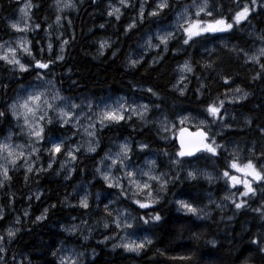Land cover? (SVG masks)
I'll use <instances>...</instances> for the list:
<instances>
[{"label": "trees", "instance_id": "obj_1", "mask_svg": "<svg viewBox=\"0 0 264 264\" xmlns=\"http://www.w3.org/2000/svg\"><path fill=\"white\" fill-rule=\"evenodd\" d=\"M111 1L75 0L74 7L63 11L57 21L53 0H30L33 27L28 36L32 55L25 56L27 61L34 64L33 57L42 62L54 61L46 70L69 97L135 96L149 101L153 109L158 106L170 116L186 110L206 114L204 109L208 103L222 99L231 89L243 88L249 92L244 101L224 104V111L228 109L231 113L224 127L229 123L233 125L230 128L228 125L226 136L245 146L242 152L245 155L250 152L247 157L256 165H264L261 156L264 154V132L261 131L264 129V69L261 67L264 57L255 64L246 61L241 54V50L249 48L253 41L264 45V9L250 11L245 20L234 24L227 32L205 34L188 45L183 44V35L176 33L169 40L167 50L161 45L140 52L142 55H136L140 62L131 67L128 61L132 59L131 54L139 52L144 34L153 26L169 21L180 1L167 0L168 7L156 16H148L146 11L142 17L138 14L135 27L127 31L130 15L135 16L134 12L125 8L119 19L109 16ZM210 1L213 17H223L227 21L245 1L251 6V0ZM18 8L17 0H0V42L12 35L8 19ZM63 41L67 43L61 49ZM102 41H107L108 46L101 53ZM59 49L63 51L60 54ZM57 55H62L63 59L57 60ZM185 61L192 66L193 72L186 73L181 95L176 82L178 66ZM34 73V70L20 72L0 61V112L5 113L0 117V136L14 125L8 111L10 97L20 84L30 82ZM224 78H230L227 85ZM149 88L155 95L147 91ZM131 124L121 121L98 128L96 150L77 151L69 177L65 165L62 177L55 171L62 165L59 160L50 168L38 165L27 171L16 165L10 169L9 178L0 185V231L3 233L9 225L19 231L8 240L2 264H59L57 256L61 245H73L85 253L92 250L93 257L84 264H264V253L259 250L264 247V217L255 211L257 208L264 210V183L254 184L255 196L243 198L247 201L246 207L237 210L230 199L221 208L214 207L206 195L223 186L222 183L208 187L200 179L186 177L184 168L194 163L211 166L214 170L226 169L224 151L220 149L216 156L201 152L196 157L180 158L175 155L178 148L174 138L162 134L152 123L142 124L139 130H133ZM68 130L70 126L52 122L45 127L44 135H65ZM125 138L132 141L131 157L139 160L152 156L161 171L170 173L161 198L151 207L139 208L133 202L134 197L120 198L133 210L137 227L151 241L138 254L109 247L95 232L90 234L97 226L100 230L105 223L111 226L115 205L105 196L115 200V194L119 193L100 177L98 162L113 143ZM141 143L147 145L146 150L137 149ZM64 149L62 142V151L57 153L59 158L64 157ZM177 160L179 162L174 164ZM79 185L87 189V208L81 207L75 196ZM98 193L102 197L97 198ZM177 200L195 206L210 203L207 204L208 217L198 219L177 212ZM156 214L161 217L159 221L149 219ZM41 215L44 218L36 220ZM140 217L149 222L145 224ZM71 220H82L83 224L74 235L63 229V224ZM254 239L258 243H252Z\"/></svg>", "mask_w": 264, "mask_h": 264}, {"label": "snow or ice", "instance_id": "obj_2", "mask_svg": "<svg viewBox=\"0 0 264 264\" xmlns=\"http://www.w3.org/2000/svg\"><path fill=\"white\" fill-rule=\"evenodd\" d=\"M119 3L123 6H127L126 0H119ZM257 0H251L250 8L249 3H244L242 7H239L234 15L231 16V21L228 22L225 18L213 17V10L210 7L209 0H192V4L189 8H186L183 13L179 14L178 22L176 24V29L182 32L183 34V44L188 45L190 41L194 42V38L202 37L205 34H212L218 32H227L228 30L233 28L234 24H239L242 20H245L250 11L254 9L256 6ZM57 9L73 7L70 0H65L64 3H61V0H56ZM33 5L30 0H24V3L21 5L19 11L22 14L20 19L16 22H9V27L14 30V32L24 33L29 30V11ZM168 7L167 0H159L156 5L155 10L149 12V16H156L159 14V11ZM194 9V11H191ZM115 14L116 19L120 18V8L111 6L109 7L108 15L112 16ZM141 17L143 16V5H141ZM202 14L206 19L202 18ZM61 17L57 15L56 20L59 21ZM182 21V23H181ZM21 24L23 26L21 27ZM35 27H39L36 25ZM103 27V25H101ZM134 27L133 24H129L125 31L129 28ZM174 38V32H163L158 33L155 39L158 41L156 44H151V37L149 38V47H160L164 46L165 50H167V44L170 39ZM67 41H63L61 44V49H63V45L66 44ZM29 41L24 39H18L15 41V46H12L9 42H0V61L5 62L7 65H11L13 69H16L20 72L28 71L29 67L32 65H26L21 62L19 58L22 54H27L29 56L32 55L31 49L29 48ZM108 46L107 41H102L100 43V51L102 53L103 49ZM48 48L51 49L52 45L49 44ZM248 60H252L254 62H258L260 57H264V48L259 49L258 54H254L252 56H248L246 53ZM57 60L63 59L62 55H57ZM142 59V57H141ZM34 66L38 69H48L49 64L54 63V61L42 62L41 60H36L33 57ZM140 62L139 59H129L128 64L131 67H135ZM210 66V65H205ZM262 69H264V65H261ZM181 75L177 80V84H180L182 81L186 80L184 73H192V66L185 61L184 64L178 66ZM37 79L41 81V85H37L34 88H31L27 91V94L23 97L18 96L15 100L12 101L11 104L8 105V111L11 113V116L16 119L18 122L20 120L23 121L22 131H26L29 143L25 145L21 144H12L10 141L11 136L5 137V141H0V175H2L5 179H8L9 167L8 165H17V161L23 157L25 161H28L29 157L32 156L33 153L37 152V149L33 147L34 144L39 143L44 138V130L48 124L53 122V119L63 126L64 124H72L73 127H77L79 125V121L81 117H84L87 121V127L83 128V131L88 137L95 136V129L97 123L101 128L105 127L106 124L119 123L124 121L131 116H137L140 119H144L149 111V106L146 104L136 105L131 104L125 107L124 103H119L118 101L115 103V106L105 104L103 108H100L98 111L92 113L91 115L86 114L83 111L81 105L76 103L66 102V98L62 97L59 94V91H53L48 85L51 84V81L47 82L45 85L44 76L38 73ZM230 78H224L225 85L228 84ZM175 87V85H174ZM203 87V85H201ZM181 95L184 94V88L181 87L178 89ZM148 92L155 95L153 90L149 88ZM199 89L197 92L199 93ZM247 96L246 92H243L239 87L235 90V99L240 100L244 99ZM60 103H57V102ZM225 101L218 99L214 100L207 104L204 111L207 116L211 117L213 121L223 120V115L221 114L223 105ZM98 107V106H97ZM87 108L89 112H91L93 108V104L89 102L87 104ZM50 113L54 114L50 115ZM5 113L0 112V117H4ZM189 117H180L179 118V149L176 152V156L183 157H194L198 152H206L211 153L213 156L217 155V150L222 148L223 145L217 144L215 142L214 137H209L206 131L201 130L200 127H197L195 132H189L184 124L187 122ZM167 124V120L164 122ZM206 124V121L201 120L200 125L203 126ZM176 126L172 125L174 129ZM164 131H169L168 127L164 128ZM264 132V129H261ZM51 143V147L46 149L50 153V155L55 158L57 153H61L62 151V142H53V140H49ZM147 145L140 144L139 148L144 149ZM27 150L28 155H25V151ZM79 149L76 146L69 148L64 154L70 157L72 160L76 159V156L73 154L74 151H78ZM89 152H94L96 150L95 143L90 139L88 141V147L86 149ZM131 149L129 145L124 142L119 144L118 151L112 155L106 154L105 158L110 161L106 167L109 171H101L100 168H97V172L100 173L104 181L108 184L109 187L118 188L121 191V194L124 195L128 191H131L134 196L139 195L143 197L142 199H135L133 202L139 206L141 209H147L151 207L153 204L158 203L160 199V192H162L167 184L168 180L165 178L166 174L161 173L160 175H155L153 172L155 171L154 161H147L149 165V170L144 171L142 169L137 168L136 170H132L129 153ZM262 158H264V154H261ZM36 159H39L37 156ZM126 161H129L126 163ZM103 162V161H102ZM179 161H173V163H178ZM52 166L51 162L48 167ZM63 167V164L61 165ZM114 166H118L121 170H123V176H113L111 175V168ZM233 170L235 174H233ZM27 171H32L31 164H28ZM39 171V169H37ZM201 174L197 171H188L187 177L190 179H194L197 175ZM207 175L206 173H204ZM222 176L226 178L231 187H235L237 185H241L243 187V191L239 194L241 197L247 198L250 195L255 196L256 190L252 186L253 184L260 182L264 183V165L257 167L256 164L253 163L251 159L247 160L244 163L238 162V155L236 152L232 154V160L228 164L227 169L222 172ZM208 179L211 180L212 177L208 176ZM126 180L128 184V188H125L123 181ZM152 182H155L158 185V191L154 194ZM3 184V181H0V185ZM224 199H231L237 210L242 207L247 206V201L245 199H241L240 201H236L232 199L231 196H226ZM79 204L83 208L88 207L87 197H82L79 201ZM176 204L179 206L180 210L192 213L194 215H200V210L194 207L191 203H188L184 200H177ZM107 210V205L105 206ZM255 211L260 212L262 217H264V210L261 208L255 209ZM47 209H45V213ZM27 213H25L26 215ZM0 215H2V210H0ZM109 216L112 215L111 212L108 213ZM43 215L37 216L36 220L43 219ZM145 224L149 222V219L152 221H159L161 219L159 214L152 215L149 219H145L144 217H140ZM135 220V218H132ZM116 225L118 229H131L134 227V224L129 221L128 216H126L123 212L117 211L116 216L111 221ZM109 225L107 223L104 224V227L107 228ZM70 231H74L73 229H69ZM16 231L19 229H14L9 227L6 229V235L9 239H11ZM4 239L3 236H0V241ZM105 239H109V237H105ZM122 243L118 245H114V247H122L125 251L130 252H139L141 249L145 247L146 244H150L151 241L145 238L137 242L136 240L121 238ZM252 243H258L257 240H253ZM260 252L264 253V247H260ZM5 252L3 247H0V253ZM60 264H80L78 255L69 254L60 260Z\"/></svg>", "mask_w": 264, "mask_h": 264}, {"label": "rangeland", "instance_id": "obj_3", "mask_svg": "<svg viewBox=\"0 0 264 264\" xmlns=\"http://www.w3.org/2000/svg\"><path fill=\"white\" fill-rule=\"evenodd\" d=\"M179 1H180V3L177 4V6L175 7V9L172 13L173 15L169 21H166L164 23L157 24V25L153 26L152 27L153 29L149 30V32L147 34H144L143 42L140 43V45H139V52H134L133 54H131L132 59H137V57H136L137 54H139V56L142 55V53H140V52H144V51H147L150 49H157L158 48V47H149V38L150 37L152 38L151 44L154 45V44L158 43V41L155 39V37L158 33L174 32V36L176 33L182 34V32H180L179 30L176 29V24L178 22V16H179V14L183 13L186 8H189V6L192 4V0H179ZM64 2H65V0H61V3H64ZM70 2L72 5H75V0H70ZM158 2H159V0H126L127 6H123L119 3V0H112L110 2V4L108 5V10H109L110 5L120 8V14H121V12H123V10L125 8L131 9L130 12H132V13L134 12L135 16L131 17V15H130L128 25L134 23V27H135V25H136L135 21L138 18V14L141 13V5H143V13L146 11L145 14L148 15L149 12H152L153 10H155ZM23 3H24V0H19V8L16 11V14L8 19V25H9L10 21L16 22L17 20L20 19L22 14L20 13L19 9ZM53 3H54L55 10L57 12V15H59L60 17L63 16L62 15L63 11H65L69 8H72V7L60 8L58 10L56 0H53ZM245 3H249V5H250L249 1H245ZM209 4H210V7L212 9L210 0H209ZM252 7L253 6L251 5L250 8H252ZM258 8L264 9V0H257L256 6L254 7L253 10H256ZM191 11H194V9H191ZM113 15H115V14H113ZM140 16H141V14H140ZM202 18L206 19L207 17H204L202 14ZM228 22H232V21L230 20ZM181 23H182V21H181ZM28 24H29V30L27 32L18 33V32H14V30H12V32H13L12 35L9 36L7 39L1 41V42H9L12 44V46H15V41L18 39H24V40L29 41L28 33L30 32V30L33 27V23L31 22V17H30V11H29ZM22 26H23V24H21V27ZM218 33H221V32H218ZM213 34H215V33H212L211 35H213ZM141 41L142 40L140 37L139 42H141ZM28 46L30 48V45H28ZM261 48H264L263 44H261L258 41L257 42L253 41L250 44L249 48L241 50V54L243 55V57L246 61L250 62L252 60H248L245 53L248 56H252L254 54H258L259 49H261ZM62 52L63 51H61V49H59V54ZM25 56H29V55H27L25 53V54L20 55L19 58L21 59L22 63H25L26 65H29V64L32 65L31 67H29L28 70H34V72H35L34 76L32 77L30 82L20 84L17 87L14 94L10 97V99L7 103L8 105L11 104L12 101L15 100L18 96H20V97L25 96L27 94V91L30 90L31 88H34L37 85H41V81H39L37 79V75H38V73H40L41 75L44 76V82L43 83L45 85H47L48 81H51V84L48 86L53 91L58 90L59 94L62 97L66 98V102L76 103L78 105H81V107L83 108V111L88 115H91L92 113L98 111L100 108H103L105 106V104L115 106V103L117 101L119 103H124L125 107H127L128 105H131V104H136V105L146 104L149 106V111H148V113L144 119H140L137 116L133 115L130 118L126 117V119L124 120L126 122H129V123L132 122L133 123V124H131V126H133V127H131L133 130L141 129L140 127L142 124L152 123L153 125H155V127L158 130H160V132L162 134H168L169 137L174 138L176 131L180 127L179 118L187 116V117H189V119L184 124V126H188L191 128L203 127L209 133V137H214L215 142L217 144L223 145V147L220 149L222 151H224V153H225L224 154L225 155V162L227 163V166L232 160L233 152L237 153L239 163L242 164V163L246 162L247 160H249V157H247V156H248V154H251V153L247 151V154L245 155V153L242 152V149H245V146H241L240 144H237L236 142L231 141L230 138H228L229 135L226 136L225 131H226L228 125H229V128H230V126H233V125L229 123L226 127H224L225 126V120H228L227 118L231 115V113L228 112V109H226L224 111V109H225L224 105H223V109L221 112V114L223 115V120L213 121L211 117L207 116V114H203V113H199V112L196 113V112H192L190 110H186L184 112H177L174 116H170L169 114L161 111L158 108V106L155 109H153V106L151 107V103L149 101H146L145 99L135 97V96L129 97V96L108 95V96H105L103 98H92V97L73 98V97H69L67 94H65L61 90L60 86L57 84V82L55 80V77L51 76V74L48 73V71L46 69L35 68L34 64L29 63L27 61V59L25 58ZM252 62L255 64H259V63L254 62V61H252ZM258 62H259V60H258ZM180 75H181V72L179 71L177 80L179 79ZM184 75L186 77V73H184ZM183 85H184V81H182L180 84L176 83V87H179V88H181ZM236 89H231L225 93L224 97L221 99V100L225 101L224 104L232 105L235 103H240L241 101H244V99H246L247 96L244 99L236 100L235 99V90ZM240 89L243 92H246L247 95H249L248 91H246L243 88H240ZM89 102H91L93 104V108H92L91 112H89V110L87 108V104ZM57 103H60V102L58 101ZM9 114L11 115L10 112H9ZM50 115L54 116V114H52V113H50ZM12 120H13V124H14L13 127H10L9 129L5 130L4 134L0 136V141H5V137L11 136V140L5 141V142H11L14 145H16V144H21V145L28 144L29 138H28L27 132L22 131L23 121L20 120L18 122L13 117H12ZM165 120H167V124L164 123ZM201 120L206 121V124L201 126L200 125ZM53 122H55V124L59 123L55 120V118L53 119ZM87 124H88V121L84 117H81V120L79 121V125L77 127H73L72 124H64L63 125V126H70V128H71V130L66 131L67 133L65 135H60V136L49 135V134L46 136L44 135V138L39 143L33 145V147H35L37 149V152L33 153L32 156L29 157L28 161H25L24 158L21 157L17 161V165H20V166L27 169L28 164H31L32 169H33V168H37L38 165H40V166L42 165V167L43 166L48 167L50 162H51V164L58 163L57 160H59V161H62L63 166L65 165V169L67 170L66 174H67V177H69L71 174L72 165H73L74 160H72L70 157H68L66 155H64V157L62 156L61 158H59L57 154H56L55 158H52L50 153L48 151H46V149H49L51 147V143H49V140L51 139V140H53V142H64L65 149H64L63 154L69 148H72L73 146H76L79 150L83 149L84 151L89 152L86 150L88 147V141L91 139L95 143V146L97 147V143H98V141H97V130H98V128H101V127L97 123L96 129H95V136L90 138L83 131V128L87 127ZM106 125H108V124H106ZM136 125H138V127H136ZM172 125H175L176 127L173 129ZM165 127H168L169 131H164ZM217 140H220V141H217ZM124 142H126L129 145V148L131 149V147H132L131 139L125 138L123 140L116 141L115 143L112 144V146L109 148V150L102 156V158L98 162L97 168H100V170L102 172L103 171H109V169L106 167V165L109 164L110 161L105 158L106 154L112 155L114 157V154L118 151L119 144L124 143ZM141 144H143V143H141ZM144 145H146V144H144ZM146 148L140 149L139 145L137 147V149L139 151H144V150H146ZM220 149H218L217 151H219ZM76 153H77V151H74L73 154L76 156ZM204 154L207 155V154H211V153L204 152ZM25 155H28L27 150L25 151ZM37 156L39 157V159H36ZM62 158H63V160H62ZM129 160H130L132 170H136L137 168H139V169H142L144 171L149 170V165L147 164V161H154L155 171L153 172V174L160 175L161 173H164V174H166L165 178L167 180H169L170 173L168 171H161L158 168V166H157V164H156V162L152 156L141 157V159L138 160L135 157H131V155L129 153ZM42 162H44L45 164ZM128 162L129 161H126V163H128ZM259 164L257 165V167L261 166V164L260 165ZM8 167H9V171H10V169L15 167V166L8 165ZM226 169L214 170L211 166L210 167H206L204 165L199 166V165L193 163L192 165H186L185 166L184 173L187 177L188 171H197L198 170L201 174L197 175L194 179H198V180L200 179V180L204 181L205 185L208 187L209 186L214 187L216 185V183H218V182L222 183L223 186H221L220 188L216 187L213 190H210L209 193L206 195L211 200L210 202L214 207L221 208L222 206H224L226 204V202L228 203L227 199H224L226 196H231L232 199L236 200L237 202L244 198V197H241L239 194L241 191L244 190L243 187L241 185L231 187L229 182L226 180V178H224L222 176V172ZM55 171H57L58 175L60 177H62V166L61 167L57 166ZM110 172H111V175H113V176H121V177L123 176V170H121L118 166L112 167ZM204 173H206L207 175H205ZM98 174L100 175V173H98ZM233 174H235L234 170H233ZM208 176H211L212 179L209 180ZM100 177L102 178L101 175H100ZM63 179L65 180V178H63ZM5 180L6 179L2 175H0V181H3V183H4ZM123 184H124L125 188L129 187L126 180L123 181ZM252 186L254 187V184ZM152 187H153V193L155 194L158 191V185L155 182H152ZM116 189L118 190L119 193L115 194V196H116L115 200L111 196H108V195L105 196L109 203H112L115 205L114 206L115 211H114V214L112 215V220L116 216L117 211L119 210V211L123 212L126 216H128L129 221L134 224V227L131 229H126V230L122 229V228L118 229L116 227V225L111 222L110 223L111 226L108 224L109 226L107 228L103 227L102 230H100L101 228H97L98 226L96 225L97 227H95L93 230L91 229L92 231L90 232V234L95 232L97 235V238L99 240H101L102 242H106L109 247H112L115 249L119 248L122 251H124L125 253H129V254H138L139 252L125 251L122 247H114V245H118V244L122 243V240H121L122 237L127 238V239L136 240L137 242L144 240L145 238H147V240H149V237L146 234L142 233L140 231V229L137 227L136 221L132 220V218H135V216L133 214V210L130 207H128L126 204L122 203V200L120 199V198L126 199L129 197H134V200L135 199H142V201H143L144 198L140 197L139 195L134 196L131 191H128L126 194L122 195L120 189H118V188H116ZM75 196L79 200H81L82 197H85V196L88 197L86 187L79 185L75 189ZM96 197L100 198V197H102V195L100 193H98V195H96ZM160 198H161V192H160ZM207 204H210V203H207ZM207 204L203 203L200 206L193 205L194 207L198 208L200 210V213H201L200 215H194L192 213L180 210L179 206L175 202L177 212H180L182 214L192 215L193 217L198 218V219H204V218L208 217L209 207ZM0 217H1V215H0ZM81 222H82V220H80V221L71 220L70 222H68V224H63V229L65 230L66 233H68L70 235H74L75 232H77L78 230L81 229V225H83ZM9 227L14 228L13 225H9ZM9 227H7V229ZM73 228H74V231L69 230V229H73ZM0 236L4 237V239L2 241H0V247H3L5 249L6 248L5 246L9 242L8 241L9 238L6 235V229L3 233L0 231ZM105 237H109V239H105ZM3 254H4V252L0 253V264H2ZM69 254L78 255L80 264H84L87 259H91L93 257L94 252L91 250V251L85 253L84 251L80 250L79 248H77L73 245H61L59 248L58 256H57L58 263L60 264V260L62 259V257L69 255Z\"/></svg>", "mask_w": 264, "mask_h": 264}, {"label": "water", "instance_id": "obj_4", "mask_svg": "<svg viewBox=\"0 0 264 264\" xmlns=\"http://www.w3.org/2000/svg\"><path fill=\"white\" fill-rule=\"evenodd\" d=\"M184 127H186V128L188 129L189 132H195L196 129H197V128H191V127H188V126H184ZM200 128H201V130L207 132V130H206L205 128H203V127H200ZM207 133H208V132H207ZM174 141H175V144H176L177 148L179 149V128H178V130L176 131V133H175V135H174ZM196 154H197V153H196ZM196 154H195V155H196ZM183 158H192V157H183Z\"/></svg>", "mask_w": 264, "mask_h": 264}, {"label": "bare ground", "instance_id": "obj_5", "mask_svg": "<svg viewBox=\"0 0 264 264\" xmlns=\"http://www.w3.org/2000/svg\"><path fill=\"white\" fill-rule=\"evenodd\" d=\"M17 1L19 2V0H17ZM208 135H209V133H208ZM200 153H201V152H198L194 157L198 156Z\"/></svg>", "mask_w": 264, "mask_h": 264}]
</instances>
